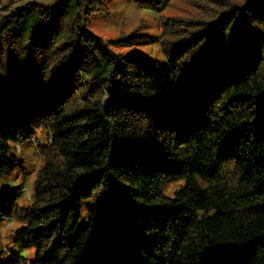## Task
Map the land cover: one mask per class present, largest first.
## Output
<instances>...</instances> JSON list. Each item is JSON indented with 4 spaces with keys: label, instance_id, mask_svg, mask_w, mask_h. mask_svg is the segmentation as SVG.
<instances>
[{
    "label": "trees",
    "instance_id": "16d2710c",
    "mask_svg": "<svg viewBox=\"0 0 264 264\" xmlns=\"http://www.w3.org/2000/svg\"><path fill=\"white\" fill-rule=\"evenodd\" d=\"M189 2L166 64L96 35L99 1L0 7V174L48 139L30 203L0 197L33 264H264V0Z\"/></svg>",
    "mask_w": 264,
    "mask_h": 264
},
{
    "label": "rangeland",
    "instance_id": "374dc122",
    "mask_svg": "<svg viewBox=\"0 0 264 264\" xmlns=\"http://www.w3.org/2000/svg\"><path fill=\"white\" fill-rule=\"evenodd\" d=\"M14 0H2L0 7ZM93 2L94 0H86ZM107 7V13L92 16L90 29L105 41L119 36H133L132 44L111 45L123 55L139 53L144 57L166 64L161 48L163 23L168 17H188L194 12L189 0H155L159 9L144 8L132 0H95ZM48 144L47 132L38 131L30 140L16 146L13 169L0 174V197L16 196L20 206L30 203L32 186L43 163L39 147ZM174 189V186L172 187ZM15 219H7L1 230L0 264H33L35 249L12 242Z\"/></svg>",
    "mask_w": 264,
    "mask_h": 264
}]
</instances>
